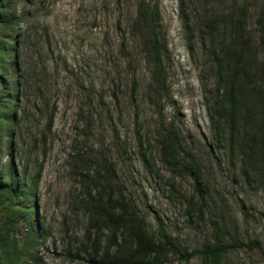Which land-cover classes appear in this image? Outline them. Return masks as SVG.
I'll return each mask as SVG.
<instances>
[{"label": "rangeland", "instance_id": "obj_1", "mask_svg": "<svg viewBox=\"0 0 264 264\" xmlns=\"http://www.w3.org/2000/svg\"><path fill=\"white\" fill-rule=\"evenodd\" d=\"M146 1L158 6L167 46L160 96L151 91L149 65L131 31L138 0H14L23 90L19 125L1 155L12 157L27 177L39 171L32 204L46 235L28 246V255L1 264H90L76 249L88 224L83 199L98 184L102 155L148 230L157 240H171L156 264H208L199 250L218 236L256 238L264 249V173L244 164L209 118L225 22L244 9V26L257 40L264 0H183L193 28L190 47L179 0ZM169 126L207 182L203 206L185 171L162 160L158 133ZM7 216L0 206V224ZM12 238L17 248L26 244L20 222ZM222 264H264V254L239 248Z\"/></svg>", "mask_w": 264, "mask_h": 264}, {"label": "trees", "instance_id": "obj_2", "mask_svg": "<svg viewBox=\"0 0 264 264\" xmlns=\"http://www.w3.org/2000/svg\"><path fill=\"white\" fill-rule=\"evenodd\" d=\"M244 11L242 9L239 15L229 16L226 20V36L224 33L216 49V93L209 118L214 121L219 136L227 134L230 148H238L244 164L264 173V3L255 21L257 40L244 26ZM179 15L190 47L193 28L184 12L183 0H179ZM18 22L14 0H0V33L5 34L0 36V206L8 213L0 224V264L9 258L14 260L16 254L21 258L28 246L46 235L38 224L39 218L35 216L32 204L39 171L36 176L27 177L17 170L12 157L3 159L1 155L4 147L12 142L20 122L17 113L23 90V73L18 64L21 41V33L16 29ZM212 25L208 23L206 26L210 28ZM131 31L139 38L149 65L151 91L160 96L166 79L164 61L167 46L157 4L138 0ZM10 35L15 37L14 41L6 39ZM259 50L263 53L260 57ZM53 114L52 109L47 130ZM157 140L162 160L173 170L185 171L192 180L200 206H203L209 193L208 185L199 165L184 148L180 133L172 126L164 127ZM98 160L101 167L98 184L94 192L88 191L83 199L88 224L84 243L76 249L77 254L87 255L90 264H156L161 255L171 249L169 236L164 235V241L155 238L137 207L124 196L112 162L104 155ZM19 222L27 239L21 248H17L12 238ZM215 229L221 232L216 223ZM239 248L264 254L256 238L239 241L224 240L221 236L199 252L208 264H222L226 253Z\"/></svg>", "mask_w": 264, "mask_h": 264}]
</instances>
